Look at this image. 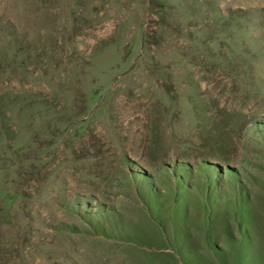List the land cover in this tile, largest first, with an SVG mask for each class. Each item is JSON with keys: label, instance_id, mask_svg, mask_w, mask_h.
Here are the masks:
<instances>
[{"label": "rangeland", "instance_id": "obj_1", "mask_svg": "<svg viewBox=\"0 0 264 264\" xmlns=\"http://www.w3.org/2000/svg\"><path fill=\"white\" fill-rule=\"evenodd\" d=\"M0 264H264V0H0Z\"/></svg>", "mask_w": 264, "mask_h": 264}]
</instances>
